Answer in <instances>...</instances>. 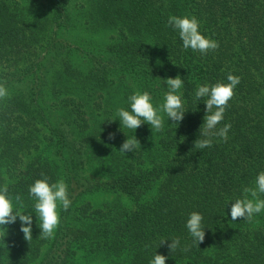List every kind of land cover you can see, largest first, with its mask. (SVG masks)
I'll use <instances>...</instances> for the list:
<instances>
[{
	"label": "trees",
	"instance_id": "1",
	"mask_svg": "<svg viewBox=\"0 0 264 264\" xmlns=\"http://www.w3.org/2000/svg\"><path fill=\"white\" fill-rule=\"evenodd\" d=\"M185 15L218 49L183 48L168 18ZM229 74L240 82L217 125L231 124L227 141L197 149L207 97L195 92ZM177 75L178 125L164 113L160 132L120 124L133 93L148 91L158 107ZM0 83L9 93L0 99V187L32 216L30 241L18 217L3 226L0 264H150L155 253L165 264H264V210L251 221L230 216L264 171V0H0ZM132 135L140 148L118 151ZM45 176L62 179L71 200L49 239L29 195ZM192 212L203 216L198 247L186 227Z\"/></svg>",
	"mask_w": 264,
	"mask_h": 264
},
{
	"label": "clouds",
	"instance_id": "2",
	"mask_svg": "<svg viewBox=\"0 0 264 264\" xmlns=\"http://www.w3.org/2000/svg\"><path fill=\"white\" fill-rule=\"evenodd\" d=\"M168 24L179 32V37L183 42V48H191L193 51H198L201 54H207L210 50H216L219 47L217 41L205 37L199 31L200 22L195 16L185 15L183 17L170 16ZM168 91L164 96V103L157 106L153 104V98L148 91H136L129 97L130 111L124 108L117 110L120 124L123 127L134 130L142 124L147 123L157 132L163 130L165 125L164 116L170 118L173 123H178L183 119L184 101L182 93L183 79L177 75L175 78H167ZM227 83L217 82L214 85H199L195 97L197 100L207 97L205 103V116L203 130L201 135L204 139L195 140L194 147L203 149L211 147L213 137H220L227 141V133L231 128V124H224L222 128L217 129V125L224 119V113L228 107V102L235 95V88L240 82V77L229 74ZM9 95L4 83H0V99H4ZM113 135L109 134V139ZM140 148V142L135 136L126 138L120 146L121 153L133 152L136 148ZM44 175L43 173L41 174ZM243 198H238L231 203L230 216L232 221L238 218L251 221L255 214H259L264 210V171L260 172L255 180V187H245L243 189ZM29 195L35 199L34 209L39 215L40 236L43 239L54 238V233L60 223L59 207L62 206L66 211L70 205L68 186L61 179L55 183H49L48 178L37 179L29 188ZM251 197V198H249ZM15 202L20 208H23V201L19 195L15 196ZM19 218L23 233V238L26 241L32 239V216L25 214L18 209H14L13 197L8 192L7 184L0 187V236L6 235V230L3 226L16 222ZM203 216L198 212H192L186 222V227L194 239V243L198 247V243H203L205 239V231L202 225ZM168 240H161L159 245L164 244ZM180 244L179 238H174L168 244V248L174 251ZM188 251L187 248L184 249ZM167 256L156 254L150 264H165Z\"/></svg>",
	"mask_w": 264,
	"mask_h": 264
},
{
	"label": "rangeland",
	"instance_id": "3",
	"mask_svg": "<svg viewBox=\"0 0 264 264\" xmlns=\"http://www.w3.org/2000/svg\"><path fill=\"white\" fill-rule=\"evenodd\" d=\"M105 199V201H110L112 199L111 196H101V197H97L95 200L99 201Z\"/></svg>",
	"mask_w": 264,
	"mask_h": 264
}]
</instances>
